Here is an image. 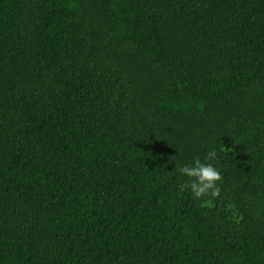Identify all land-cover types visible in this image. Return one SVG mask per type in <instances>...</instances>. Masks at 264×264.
Here are the masks:
<instances>
[{
	"label": "trees",
	"instance_id": "obj_1",
	"mask_svg": "<svg viewBox=\"0 0 264 264\" xmlns=\"http://www.w3.org/2000/svg\"><path fill=\"white\" fill-rule=\"evenodd\" d=\"M0 264H264V0H0Z\"/></svg>",
	"mask_w": 264,
	"mask_h": 264
},
{
	"label": "clouds",
	"instance_id": "obj_2",
	"mask_svg": "<svg viewBox=\"0 0 264 264\" xmlns=\"http://www.w3.org/2000/svg\"><path fill=\"white\" fill-rule=\"evenodd\" d=\"M217 157L215 149L210 150L205 157L208 161H213ZM179 173L187 177V181L179 185V190H190L197 200L205 197L215 199L220 195L218 182L222 180L221 173L212 163H202L200 158H194L190 165L179 166Z\"/></svg>",
	"mask_w": 264,
	"mask_h": 264
}]
</instances>
